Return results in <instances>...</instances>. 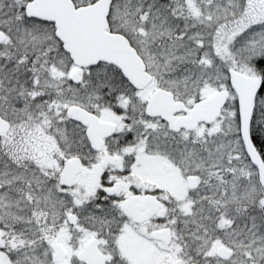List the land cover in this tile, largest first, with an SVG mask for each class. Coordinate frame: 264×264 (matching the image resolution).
Masks as SVG:
<instances>
[{"label":"snow or ice","instance_id":"snow-or-ice-1","mask_svg":"<svg viewBox=\"0 0 264 264\" xmlns=\"http://www.w3.org/2000/svg\"><path fill=\"white\" fill-rule=\"evenodd\" d=\"M0 264H264V0H0Z\"/></svg>","mask_w":264,"mask_h":264}]
</instances>
